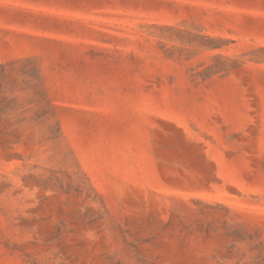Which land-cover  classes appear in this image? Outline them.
Masks as SVG:
<instances>
[{"label":"rangeland","instance_id":"1","mask_svg":"<svg viewBox=\"0 0 264 264\" xmlns=\"http://www.w3.org/2000/svg\"><path fill=\"white\" fill-rule=\"evenodd\" d=\"M0 264H264V0H0Z\"/></svg>","mask_w":264,"mask_h":264}]
</instances>
